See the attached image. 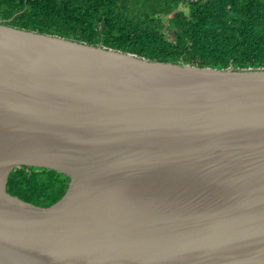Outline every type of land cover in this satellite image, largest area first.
Instances as JSON below:
<instances>
[{
    "label": "water",
    "instance_id": "1",
    "mask_svg": "<svg viewBox=\"0 0 264 264\" xmlns=\"http://www.w3.org/2000/svg\"><path fill=\"white\" fill-rule=\"evenodd\" d=\"M17 167L64 174L67 195L11 197ZM0 264H264V69L0 24Z\"/></svg>",
    "mask_w": 264,
    "mask_h": 264
},
{
    "label": "trees",
    "instance_id": "2",
    "mask_svg": "<svg viewBox=\"0 0 264 264\" xmlns=\"http://www.w3.org/2000/svg\"><path fill=\"white\" fill-rule=\"evenodd\" d=\"M0 24L156 63L264 69V0H0ZM71 178L17 167L6 192L48 210Z\"/></svg>",
    "mask_w": 264,
    "mask_h": 264
}]
</instances>
